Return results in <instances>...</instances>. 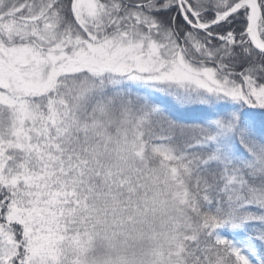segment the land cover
Segmentation results:
<instances>
[{
	"label": "snow or ice",
	"instance_id": "snow-or-ice-1",
	"mask_svg": "<svg viewBox=\"0 0 264 264\" xmlns=\"http://www.w3.org/2000/svg\"><path fill=\"white\" fill-rule=\"evenodd\" d=\"M0 264H264V0H0Z\"/></svg>",
	"mask_w": 264,
	"mask_h": 264
}]
</instances>
